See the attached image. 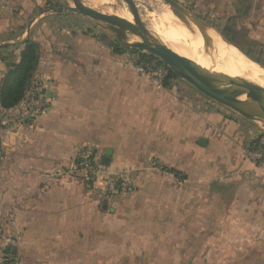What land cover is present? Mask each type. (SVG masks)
<instances>
[{"label": "crops", "instance_id": "crops-1", "mask_svg": "<svg viewBox=\"0 0 264 264\" xmlns=\"http://www.w3.org/2000/svg\"><path fill=\"white\" fill-rule=\"evenodd\" d=\"M39 5L0 0V85L32 39V83L50 100L36 119L0 122L3 263L264 264V164L247 154L259 125L213 99L200 107L175 76L140 75L87 17L32 16ZM82 151L100 167L94 184L72 170ZM122 171L132 189L106 195Z\"/></svg>", "mask_w": 264, "mask_h": 264}, {"label": "water", "instance_id": "water-1", "mask_svg": "<svg viewBox=\"0 0 264 264\" xmlns=\"http://www.w3.org/2000/svg\"><path fill=\"white\" fill-rule=\"evenodd\" d=\"M72 1L74 6L71 5L66 8H54L53 10H47L45 13L53 11H73L80 15L105 23L106 25H103V27H107L113 31L122 41L128 32L138 35L140 41L133 43L126 41L123 42L129 47L136 48L141 52L148 53L159 58L170 68L171 71H173L175 75L190 83L205 96L223 104L247 119L260 122L262 126H264V87L239 79L227 81L219 78L214 73L205 69L198 62L171 49L167 42L159 34L154 33L146 26L140 15L135 0H124L127 2L129 9L134 16L133 21L105 13L102 10H98L86 4L83 0ZM162 1L167 4L170 10L182 21H184V23L196 28L199 32L203 33L204 28H209V26L204 23L202 19L182 5L179 1ZM104 35L106 36L105 38L109 39L107 34ZM220 35L234 45L244 55L253 59L232 40L223 34ZM257 62L260 63L259 61ZM211 80L216 81L220 87H212L210 85ZM110 156L111 151L107 150L103 157V163L105 165L109 164ZM15 251L16 250L11 247H8L5 250V252L8 253H15Z\"/></svg>", "mask_w": 264, "mask_h": 264}, {"label": "rangeland", "instance_id": "rangeland-1", "mask_svg": "<svg viewBox=\"0 0 264 264\" xmlns=\"http://www.w3.org/2000/svg\"><path fill=\"white\" fill-rule=\"evenodd\" d=\"M40 5L37 7L36 12L33 11L31 14L32 16H39L42 12L47 11V10H53L54 8H66L68 6H74L72 0H36ZM86 4H94V8L98 10H104V7L111 6L112 8L114 7L113 4L109 5L106 3L105 0H83ZM118 4L120 7H126L128 11L130 12L129 6L126 1L124 0H113ZM137 7L139 9L140 15L142 19L144 20V23L146 24L147 27L151 29V23L145 18V14L148 12H152L155 10V6L159 3L164 4L162 0H135ZM179 1L182 5H184L186 8L191 10L194 14H196L200 19L206 23L211 30H214L220 37H222L220 34H223L230 40L232 39L234 43L237 46L243 47L245 49V52H250V56L254 59L259 61L263 65L264 61V30L263 26L260 25V21L264 20V0H248L250 1L247 4L243 3V0H231L230 4H233L234 6H230L231 9L226 10V8L223 7V0H177ZM254 1L255 4L254 5ZM105 3V4H103ZM104 5V7H103ZM243 8L240 10V6ZM166 6V5H165ZM109 7H106L107 9ZM109 8V9H112ZM148 10V11H147ZM169 10V9H168ZM170 11V10H169ZM171 12V11H170ZM143 13V14H142ZM172 13V12H171ZM57 14V13H55ZM173 14V13H172ZM65 18L66 17H74L76 15L75 12H67L64 14ZM144 15V16H143ZM52 17V16H51ZM86 17V16H85ZM28 18V17H27ZM131 21H133V15L131 13ZM48 18H43V20L48 23L52 24L53 20L48 19ZM61 20H58L60 24H66L69 19H63L60 18ZM87 20L89 21V26L90 28H85V30H88L91 33L94 34H107L109 38L111 39V43L116 49L117 47L119 49L123 50V53L127 50L126 48L130 49V51L137 50L136 48L129 47L125 45L123 41L126 42H136L140 41V38L138 35L133 34L128 32L126 36L123 38V41L110 29L107 27H103V25H106L105 23L99 22L97 20H94L92 18L87 17ZM41 22V21H40ZM251 23L250 28L248 27ZM258 24V26L253 25V24ZM53 25V24H52ZM42 24L40 23L38 27H41ZM153 28V26H152ZM260 28V29H259ZM254 30V31H253ZM152 31H157L160 32V29L153 28ZM162 34V33H161ZM256 36L257 38L255 40H252L251 37ZM168 44H170L169 40L166 38ZM226 40V39H225ZM227 41V40H226ZM230 43V42H229ZM171 46V45H169ZM172 47V46H171ZM126 49V50H125ZM139 51V50H137ZM128 52V51H127ZM126 52V53H127ZM264 66V65H263ZM177 77V80L180 81L179 86L181 88H186L188 90H191L190 92L192 93L193 97H196L198 99V105L200 107L204 106L205 101H211L212 103H215L213 101L215 100H209L211 98H208L205 96L203 93L198 91L194 86H192L190 83L186 82L184 79L180 78L179 76ZM219 103V102H218ZM218 105V104H216ZM223 107L225 110H228L226 106H220ZM230 109V108H229ZM233 111V110H229ZM233 113V112H232ZM45 114V113H44ZM23 122V121H21ZM259 127L264 131V126L258 121H254ZM264 135V133L262 134ZM83 152V151H82ZM90 153V152H88ZM92 155V153H91ZM78 157V156H77ZM94 158V156L92 155ZM96 163V161H95ZM96 167L100 168L99 165L96 163ZM89 185V184H88ZM90 186V185H89ZM108 193H106L107 195ZM110 195V194H109Z\"/></svg>", "mask_w": 264, "mask_h": 264}, {"label": "bare ground", "instance_id": "bare-ground-1", "mask_svg": "<svg viewBox=\"0 0 264 264\" xmlns=\"http://www.w3.org/2000/svg\"><path fill=\"white\" fill-rule=\"evenodd\" d=\"M105 1L108 5V2L113 4L114 7L106 5L112 8L107 9L103 5V12L131 21V11L129 12L126 7L118 6L113 0ZM88 5L94 7L93 3H88ZM165 5L159 3L154 11L146 14L144 12V15L153 28H159L162 34L157 31L153 32L159 34L166 42V38L170 41V44L168 42L167 44L172 46H169L171 49L198 62L219 78L227 81L239 79L264 87V66L261 63L244 55L214 30L206 27L201 33L196 28L187 25L170 10L167 4ZM210 85L214 88L220 87L214 80L210 81Z\"/></svg>", "mask_w": 264, "mask_h": 264}, {"label": "built area", "instance_id": "built-area-1", "mask_svg": "<svg viewBox=\"0 0 264 264\" xmlns=\"http://www.w3.org/2000/svg\"><path fill=\"white\" fill-rule=\"evenodd\" d=\"M130 64L140 75L147 76L160 83L165 82L170 74V68L159 58L141 51H131L129 54ZM50 107L47 89L41 81H34L26 91L24 97L13 108L0 118L3 126L11 127L14 122L36 119L42 116ZM248 156L264 164V138L254 141L247 149ZM73 171L82 178L94 184L98 178L99 168L96 167L95 159L91 153L83 151L73 164ZM105 194L125 193L132 189V180L126 171L110 173L106 178ZM0 259V264L3 263Z\"/></svg>", "mask_w": 264, "mask_h": 264}, {"label": "trees", "instance_id": "trees-1", "mask_svg": "<svg viewBox=\"0 0 264 264\" xmlns=\"http://www.w3.org/2000/svg\"><path fill=\"white\" fill-rule=\"evenodd\" d=\"M126 49L128 50V48ZM241 49L245 51L243 47H241ZM116 51L123 53V50L118 47ZM39 60L40 44L32 39H27L25 41L24 50L22 51L21 61L18 64H12L1 81L0 104L2 109L9 110L13 108L24 97L26 91L32 84ZM173 76L176 75L170 70L168 79Z\"/></svg>", "mask_w": 264, "mask_h": 264}]
</instances>
